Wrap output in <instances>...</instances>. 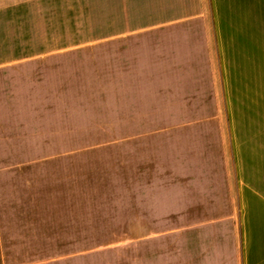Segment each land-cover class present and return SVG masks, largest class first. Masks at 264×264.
Instances as JSON below:
<instances>
[{"label":"crops","instance_id":"1","mask_svg":"<svg viewBox=\"0 0 264 264\" xmlns=\"http://www.w3.org/2000/svg\"><path fill=\"white\" fill-rule=\"evenodd\" d=\"M33 1L0 0V143L11 132L16 162L52 156L35 148L67 130L68 72L89 77L137 126L123 172L139 161L141 264H264V0H92L87 23L83 0ZM153 109L166 135L143 133Z\"/></svg>","mask_w":264,"mask_h":264},{"label":"rangeland","instance_id":"2","mask_svg":"<svg viewBox=\"0 0 264 264\" xmlns=\"http://www.w3.org/2000/svg\"><path fill=\"white\" fill-rule=\"evenodd\" d=\"M45 3L60 5L66 0H36L26 5ZM67 3L70 7L79 2L67 0ZM81 3L89 11L82 14L84 22H90L92 0ZM89 32L70 24L67 35L89 36ZM22 33L21 28V37ZM81 63L90 64L91 60ZM83 77V81H75L71 72L67 75L68 91L62 95L68 104L67 130L63 127L61 134L58 130L56 134L48 132L45 145L35 148L38 151L44 147L52 153L46 157L48 162H44V157H33L18 164L16 161L22 158L13 157L11 132L3 135L4 141L0 143V264H141L140 182L134 177L139 161L133 159L127 172H123V132L135 134L137 126L124 123L123 102H117L119 107L115 108L113 101L111 104L107 99L103 102L94 99L97 86L91 78ZM106 92L105 97L113 96V91ZM208 115L219 116V110L212 109L211 113H206ZM147 116L149 124L144 125L143 133L147 136L167 134L166 126L155 125L154 109L147 112ZM56 121L59 122V115ZM192 126L180 124L178 133L180 136L191 133ZM58 153L63 154L56 157ZM132 155L135 156L134 151ZM131 167L129 194L124 188V174L130 176ZM170 175L163 173L158 177L163 181L165 176L169 180ZM24 195L35 202L19 203V196ZM25 219L28 222L21 227L20 222Z\"/></svg>","mask_w":264,"mask_h":264}]
</instances>
